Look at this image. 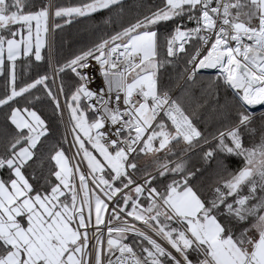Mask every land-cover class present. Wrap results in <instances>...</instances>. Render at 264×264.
<instances>
[{
	"label": "snow or ice",
	"instance_id": "1",
	"mask_svg": "<svg viewBox=\"0 0 264 264\" xmlns=\"http://www.w3.org/2000/svg\"><path fill=\"white\" fill-rule=\"evenodd\" d=\"M0 264H264V0H0Z\"/></svg>",
	"mask_w": 264,
	"mask_h": 264
},
{
	"label": "trees",
	"instance_id": "2",
	"mask_svg": "<svg viewBox=\"0 0 264 264\" xmlns=\"http://www.w3.org/2000/svg\"><path fill=\"white\" fill-rule=\"evenodd\" d=\"M65 3H75L77 2V0H64ZM78 29H80V31H82V26H75L72 29L67 30L66 33L61 34L62 36L68 38V39H78ZM59 39V37H58ZM67 51V49H65V52ZM63 130L61 129V132Z\"/></svg>",
	"mask_w": 264,
	"mask_h": 264
}]
</instances>
